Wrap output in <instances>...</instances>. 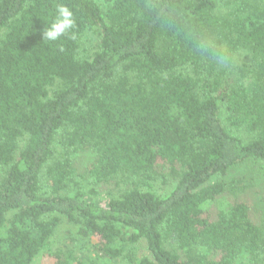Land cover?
Instances as JSON below:
<instances>
[{"label":"trees","instance_id":"trees-1","mask_svg":"<svg viewBox=\"0 0 264 264\" xmlns=\"http://www.w3.org/2000/svg\"><path fill=\"white\" fill-rule=\"evenodd\" d=\"M44 252L264 264V0H0V264Z\"/></svg>","mask_w":264,"mask_h":264},{"label":"clouds","instance_id":"clouds-1","mask_svg":"<svg viewBox=\"0 0 264 264\" xmlns=\"http://www.w3.org/2000/svg\"><path fill=\"white\" fill-rule=\"evenodd\" d=\"M76 26L73 11L66 5L57 6V13L50 27L43 36L50 41L58 40L61 36L67 35Z\"/></svg>","mask_w":264,"mask_h":264},{"label":"rangeland","instance_id":"rangeland-1","mask_svg":"<svg viewBox=\"0 0 264 264\" xmlns=\"http://www.w3.org/2000/svg\"><path fill=\"white\" fill-rule=\"evenodd\" d=\"M66 229L71 230L67 224H62L60 226V228L53 237V242L51 245L52 249L57 248L58 246H60L61 243L67 241L68 234ZM51 261L52 258L50 257L49 253L44 252L36 258L34 264H51Z\"/></svg>","mask_w":264,"mask_h":264}]
</instances>
